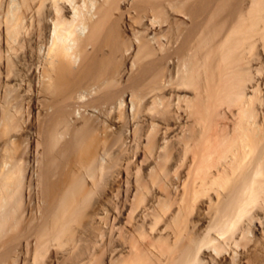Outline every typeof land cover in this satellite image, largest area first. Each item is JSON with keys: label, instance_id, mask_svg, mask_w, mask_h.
I'll list each match as a JSON object with an SVG mask.
<instances>
[{"label": "bare ground", "instance_id": "obj_1", "mask_svg": "<svg viewBox=\"0 0 264 264\" xmlns=\"http://www.w3.org/2000/svg\"><path fill=\"white\" fill-rule=\"evenodd\" d=\"M0 264H264V0H0Z\"/></svg>", "mask_w": 264, "mask_h": 264}]
</instances>
